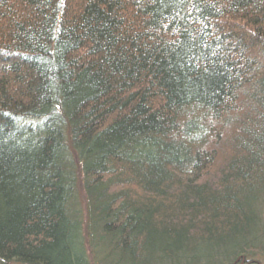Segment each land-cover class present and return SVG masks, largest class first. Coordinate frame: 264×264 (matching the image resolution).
<instances>
[{"label": "trees", "instance_id": "16d2710c", "mask_svg": "<svg viewBox=\"0 0 264 264\" xmlns=\"http://www.w3.org/2000/svg\"><path fill=\"white\" fill-rule=\"evenodd\" d=\"M261 259L264 0H0V264Z\"/></svg>", "mask_w": 264, "mask_h": 264}, {"label": "rangeland", "instance_id": "374dc122", "mask_svg": "<svg viewBox=\"0 0 264 264\" xmlns=\"http://www.w3.org/2000/svg\"><path fill=\"white\" fill-rule=\"evenodd\" d=\"M258 259H260V258H258ZM262 261L260 262V264H264V260L263 259H261ZM249 264H252V263H249Z\"/></svg>", "mask_w": 264, "mask_h": 264}]
</instances>
